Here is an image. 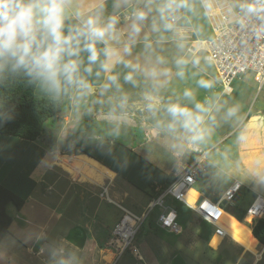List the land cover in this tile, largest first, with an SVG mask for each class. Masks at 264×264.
I'll use <instances>...</instances> for the list:
<instances>
[{"label":"clouds","instance_id":"clouds-1","mask_svg":"<svg viewBox=\"0 0 264 264\" xmlns=\"http://www.w3.org/2000/svg\"><path fill=\"white\" fill-rule=\"evenodd\" d=\"M234 50L243 79L264 70V0H0V126L23 83L60 114L54 147L111 155L142 125L158 166L264 185V149L239 165L218 135L241 126L237 140L250 143L244 103L214 74ZM32 242L46 264H87L79 245L31 226L0 234V264Z\"/></svg>","mask_w":264,"mask_h":264},{"label":"crops","instance_id":"crops-1","mask_svg":"<svg viewBox=\"0 0 264 264\" xmlns=\"http://www.w3.org/2000/svg\"><path fill=\"white\" fill-rule=\"evenodd\" d=\"M233 92L231 94H233ZM35 95L37 96L36 93ZM247 118L248 119H246L245 124L247 125L250 143L248 146H244L237 140L235 145L238 158H236V163L245 166L258 151L264 149V111H256L253 116H248ZM59 120L60 114L56 117L48 119L44 124L42 132L44 134L34 142L0 137V147L3 149L0 151V184L7 187L17 196L25 197L28 195L25 203L29 198H31L32 194L36 193V180H40V178L44 179L45 177H48V174H55L57 179L54 182L57 183L60 182V180H65L69 182V185L78 184L80 186H87L91 191L89 194L96 193L99 198L102 192H94L92 186L89 184H104V188H106L105 199H100L116 208L114 211L117 212L115 222L111 227H108L106 224L104 226H87L83 236H78L76 234L72 237V239H69V241L79 245L80 247H89L91 249V255L96 258L100 264H116L114 263V253L113 251L107 249L106 243L114 225L122 215V211L119 207L127 209L125 206H122V203H127L129 208L132 209V207H134L135 209L134 211L129 209L127 210L133 214L142 215L146 211L149 201L156 197L157 189H163L170 183L172 171H170L167 167L158 166L153 161L146 159L143 142L148 133L147 130L143 129L142 125L140 127L134 126L126 136H123L120 140L116 141L113 153L108 155L98 151L92 146L81 147L79 144L72 150L62 149L59 146L54 147V145H56L58 131L57 125ZM237 127V131L240 133L241 126ZM37 141H41L40 144H38ZM82 150L89 153L90 156L81 152ZM85 159H87V161ZM85 161L89 164L85 163ZM92 164L98 165L99 168L103 169V171L97 169V167L91 166ZM26 166L29 167V170L23 174L20 167L24 168ZM197 184L198 188H194ZM234 184H238L240 186L238 193H240L242 189H246V191L250 189L252 191L250 204L257 196L264 198V185L235 177L225 183V186L219 187L217 182L210 178L209 174L199 178L196 184L187 191L185 201L188 204L186 207L190 210L188 213L191 214L196 224L198 220L200 221V227H189V229H194V234H196V232L198 233L197 240L192 244L195 245L197 242H200L203 243L205 248L209 251H217V248L227 237L228 245H226L227 249L225 252L228 251L231 252L232 256L234 255V264H261L263 262L262 256L264 254V246H261L252 236L251 227L246 226L247 224L253 223L252 221L249 222L250 220H247L249 218H245L244 222H238L228 212L224 211L220 220V226L225 231L224 226L227 225V221L224 220V217L236 223L238 222V224L244 225L245 229L249 231L254 243H256L254 252L247 250L236 242H233L228 235L224 238L215 235L214 227L209 224H207L209 226H204V221H202L191 209V207L194 206L201 198H206L213 202L219 201L222 198L223 193ZM131 188L136 190L138 193H132L130 191ZM238 193L235 197L239 196ZM107 196L109 198H107ZM173 202L174 201L172 199L166 200V204L175 209L177 213V221L181 228V234L176 235H181L180 242L182 244L187 245L186 247L189 246L188 248H192L184 237L194 240L192 238L193 234H187L188 228L185 230L186 227L184 228L182 226V222L179 220V218H181V211H178L177 206H174ZM233 204L237 205V202H233ZM24 205L22 207L23 209ZM226 206L227 205L223 208L225 209ZM51 209L53 208L45 205H39L36 213L40 215L41 211H55V209ZM136 210L138 211L135 212ZM70 212H72V210H70ZM78 216L81 217V215ZM150 216L151 214L146 218V220ZM60 217L61 216L59 214L58 218ZM262 218L264 219V216ZM49 220L50 218L48 221ZM76 225L77 224L75 223L73 226L74 230L78 228H75ZM11 226L12 225H10V227ZM148 226L153 231L160 229L157 226V218L155 223H153V219H151ZM25 250L30 256L32 249L25 247ZM18 255L19 254L13 250L11 261H13L14 258H17ZM38 255L43 256L45 254H41L39 249L37 254L34 256L36 257ZM45 259L46 258L42 257V261H45ZM138 259H142L141 256H138ZM215 264H219L218 260L215 261Z\"/></svg>","mask_w":264,"mask_h":264},{"label":"rangeland","instance_id":"rangeland-1","mask_svg":"<svg viewBox=\"0 0 264 264\" xmlns=\"http://www.w3.org/2000/svg\"><path fill=\"white\" fill-rule=\"evenodd\" d=\"M249 77L250 80H245L242 77L239 80H235L231 85V89H235L234 92L232 91V96L244 103L245 111L248 113V116H253L256 111H264V85L260 88L253 82L250 75ZM219 89L222 90L220 83ZM236 127L237 126L230 127L224 125L220 128L218 134L219 138L223 141V146L230 149L231 157L234 162L237 161V150L235 145L239 134V131H237L238 127ZM43 134L44 133H42V135ZM37 142L40 144L39 141ZM28 168L27 166L24 168L20 167L23 174L29 170ZM56 179L57 176L55 174H48V177L36 180V193L32 194V199H28L24 205V209L21 208L17 211L14 205L5 207L2 215L9 218L10 225H12L11 227L9 225L7 232L13 230L15 227L31 226L43 229L50 238H63L69 241V239H72L76 234L78 236H83L87 226H104L106 224L108 227H111L113 225L117 218V212H114L116 208L107 204L104 200H101L105 199V197H101L100 195V199L96 193L89 194L91 191L87 186H80L78 184L69 185V182L65 180H60V182L57 183L54 182ZM89 185H91L94 192L97 191V193H99V191L102 192L105 187L104 184L95 185L92 183ZM217 185L219 187L225 186V182H217ZM194 188H198V184L195 185ZM130 191L134 194L138 193L132 188ZM251 192L250 189L247 191L246 189H242L239 196H236L233 202H237L239 208L246 210L251 201ZM107 198L109 197L107 196ZM122 204V206H125L129 210H135L134 207H132V209L129 208L127 203ZM39 205L51 207L55 209V211L51 212L45 210L41 211L39 215L36 213ZM229 207L230 206L227 205L223 210L229 212ZM70 210H72V212H70ZM137 211L138 210L135 212ZM159 212V209H155L142 225L139 234L135 236L132 249L137 250V256L133 254L132 249H129L119 257L116 264H171V262L173 264V260L175 262L174 264H215L216 260H218L219 264L235 263L234 255L232 256L231 252H225L227 249L226 245H228V238L224 239L217 248V251H209L205 248L204 244L200 242H197L195 245L192 244L197 240L198 233L196 232V234H194V229H189V227H200V221L198 220L196 224L191 214L186 213L185 210H181V218H179V220L182 222V226L184 228L186 227L185 230L188 228L187 234H193L192 238L194 240L184 237L192 248H188L189 246L186 247L187 245L180 242L181 235L169 233L161 229L151 230L148 223L151 219H153V223H155ZM59 214L61 216L60 218H58ZM78 215H81V217ZM49 218L50 220L48 221ZM245 218L248 217H244L243 222ZM75 223L77 224L75 228H78L74 230L73 226ZM254 223L255 222L247 224L246 226L251 227ZM42 244L43 242H32L25 246H22L23 244H18L14 250L19 255L11 261V264H46V259L42 261V257L46 258V254L43 256H34L37 254ZM25 247L32 249L30 256L27 254ZM81 248L87 257V264H100V262L91 255V249L89 247L85 246ZM138 256H141L142 259H138ZM262 259L263 262L261 264H264V254Z\"/></svg>","mask_w":264,"mask_h":264},{"label":"built area","instance_id":"built-area-1","mask_svg":"<svg viewBox=\"0 0 264 264\" xmlns=\"http://www.w3.org/2000/svg\"><path fill=\"white\" fill-rule=\"evenodd\" d=\"M238 54V50L226 54V57L215 69V74L222 90L231 89L233 82L242 77L237 73V69L234 67V57ZM228 56L233 57V59H229ZM248 75L252 77L253 82L260 88L264 85V70L250 72ZM206 175V172L195 165L186 172L172 171L171 182L165 188L157 189L156 197L149 201L146 211L142 215L133 214L129 210L119 207L122 211V215L114 225L106 243L107 249L114 253V263H116L115 261L127 250L132 249L135 236L140 231L146 218L155 209L160 210L157 217V226L160 229L173 234H181V228L177 221V213L175 209L166 204V200L172 199L173 201L188 206L185 201L187 191L196 184L199 178ZM239 190L240 186L234 184L223 193L219 201L213 202L206 198H202L201 202L198 204L197 201L191 209L202 221L214 227L215 235L224 238L226 237V233L219 222L224 212L223 203L231 204ZM105 194L106 188L103 189L101 197H105ZM246 216L253 222L261 219L264 216V198L259 196L254 198L246 211L245 217ZM132 252L134 255L137 254V250L135 249H132Z\"/></svg>","mask_w":264,"mask_h":264},{"label":"trees","instance_id":"trees-1","mask_svg":"<svg viewBox=\"0 0 264 264\" xmlns=\"http://www.w3.org/2000/svg\"><path fill=\"white\" fill-rule=\"evenodd\" d=\"M11 103L15 105V115L10 121L0 126V136L2 137L34 142L42 135L45 122L59 114L47 105L45 101L38 99L34 90L30 87H25L23 83L16 85L11 90ZM81 152L90 156L86 151L82 150ZM27 196L28 195L25 197L17 196L7 187L0 184V234L6 233L10 225V219L2 215L5 207L8 205H14L18 211L23 207ZM232 204H226L230 206L229 212H227L238 222H242L250 205L246 210H243L239 208V206ZM173 205L177 206L178 211L185 210L187 213L190 212V210L182 203L174 201ZM203 224L204 226L207 225L205 222H203ZM251 233L256 241L261 246H264L263 218L255 221L251 226Z\"/></svg>","mask_w":264,"mask_h":264},{"label":"bare ground","instance_id":"bare-ground-1","mask_svg":"<svg viewBox=\"0 0 264 264\" xmlns=\"http://www.w3.org/2000/svg\"><path fill=\"white\" fill-rule=\"evenodd\" d=\"M85 160L87 161V159H85ZM86 161H85V163H88ZM91 166L97 167V169H100V170L103 171V169L99 168V166L96 165V164H92ZM220 220H221V218H220ZM224 220L227 221V225L224 226L225 231H226V235H228V237L233 242H236L237 244H239L240 246L246 248L247 250H250V251L254 252L255 251L254 249L256 248V243H254L253 239L251 238V236L249 234V231L245 229L244 225L238 224V222L236 223V222H234V221H232L230 219H227L226 217H224ZM247 220H249V219H247ZM226 239H227V237H226ZM218 241H219V239H218Z\"/></svg>","mask_w":264,"mask_h":264},{"label":"water","instance_id":"water-1","mask_svg":"<svg viewBox=\"0 0 264 264\" xmlns=\"http://www.w3.org/2000/svg\"><path fill=\"white\" fill-rule=\"evenodd\" d=\"M201 200H202V198L201 199H199V201H198V204L201 202ZM226 204L225 203H223V206H225Z\"/></svg>","mask_w":264,"mask_h":264}]
</instances>
